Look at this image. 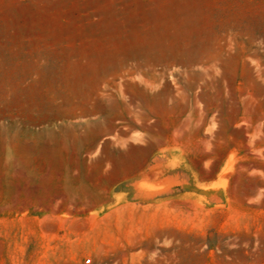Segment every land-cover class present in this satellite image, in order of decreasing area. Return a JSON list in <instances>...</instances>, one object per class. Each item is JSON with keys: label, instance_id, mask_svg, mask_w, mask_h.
Returning <instances> with one entry per match:
<instances>
[{"label": "rangeland", "instance_id": "374dc122", "mask_svg": "<svg viewBox=\"0 0 264 264\" xmlns=\"http://www.w3.org/2000/svg\"><path fill=\"white\" fill-rule=\"evenodd\" d=\"M0 264H264V0H0Z\"/></svg>", "mask_w": 264, "mask_h": 264}, {"label": "built area", "instance_id": "2783aa9c", "mask_svg": "<svg viewBox=\"0 0 264 264\" xmlns=\"http://www.w3.org/2000/svg\"><path fill=\"white\" fill-rule=\"evenodd\" d=\"M87 262H88V263H90V262H91V260H88Z\"/></svg>", "mask_w": 264, "mask_h": 264}]
</instances>
